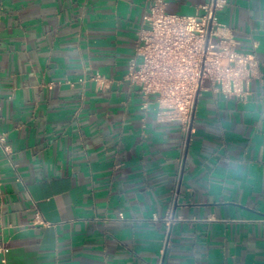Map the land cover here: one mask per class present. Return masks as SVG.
<instances>
[{
  "label": "crops",
  "instance_id": "crops-1",
  "mask_svg": "<svg viewBox=\"0 0 264 264\" xmlns=\"http://www.w3.org/2000/svg\"><path fill=\"white\" fill-rule=\"evenodd\" d=\"M152 2L0 0V264H264V0L218 14L249 98L202 93L189 136L124 80Z\"/></svg>",
  "mask_w": 264,
  "mask_h": 264
},
{
  "label": "built area",
  "instance_id": "built-area-1",
  "mask_svg": "<svg viewBox=\"0 0 264 264\" xmlns=\"http://www.w3.org/2000/svg\"><path fill=\"white\" fill-rule=\"evenodd\" d=\"M227 4L228 0H204L197 13L180 14L167 10V0H153L137 30L135 55L124 80L138 87L146 104L151 95L156 96L171 119L180 122L186 136L194 131L196 104L202 93L212 91L244 102L251 94V81L261 76L256 53L238 50L231 28L218 17ZM90 80L98 91L109 90L115 82L103 74ZM4 141L5 135L0 134V143ZM4 149L9 151L7 146ZM165 219L175 220L172 214ZM5 251L0 239V256Z\"/></svg>",
  "mask_w": 264,
  "mask_h": 264
}]
</instances>
